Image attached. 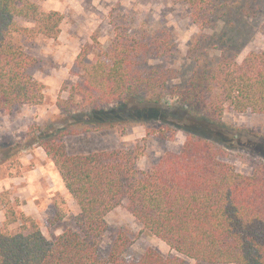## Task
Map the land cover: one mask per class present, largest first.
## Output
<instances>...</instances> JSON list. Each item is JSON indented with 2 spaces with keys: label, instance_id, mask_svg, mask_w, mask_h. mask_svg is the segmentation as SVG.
<instances>
[{
  "label": "trees",
  "instance_id": "1",
  "mask_svg": "<svg viewBox=\"0 0 264 264\" xmlns=\"http://www.w3.org/2000/svg\"><path fill=\"white\" fill-rule=\"evenodd\" d=\"M178 1L188 6L189 18L200 30L189 49L195 67L184 87L169 88L178 78L174 70L148 65L176 53L169 31L139 33L113 18L111 45L105 49L94 38L81 49L75 61L79 81L67 89V99L58 98L57 106L66 114L145 103L154 108L130 111H185L184 126L146 129L147 135L162 138L185 131L181 150L141 169L140 147L70 155L66 133L39 138L80 209L79 231L67 230L49 241L32 217L16 210L18 199L0 194L5 225L19 224L16 232L0 227V264H109L100 257L106 218L122 205L142 230L177 256L149 249L126 263V238L120 235L110 258L114 264H187L181 257L195 264H264V165L252 175L237 172L225 160V150L199 132L202 124L220 125L227 111L264 115V52H250L239 63L232 47L213 44L219 39L205 33L225 22L232 0ZM63 21V14L43 11L37 0H0V111L43 104L44 86L30 72L38 59L18 39L56 40ZM212 52L219 56L211 58ZM93 53L96 59L91 60ZM76 127L79 133L91 131L82 124Z\"/></svg>",
  "mask_w": 264,
  "mask_h": 264
},
{
  "label": "rangeland",
  "instance_id": "2",
  "mask_svg": "<svg viewBox=\"0 0 264 264\" xmlns=\"http://www.w3.org/2000/svg\"><path fill=\"white\" fill-rule=\"evenodd\" d=\"M43 11H58L64 15L58 39L38 36L18 39L25 51L38 59L30 72L44 86V102L40 106L26 105L11 113L0 111V194L18 199V212L32 217L45 238L55 240L67 230L78 232L80 209L72 198L45 150L37 140L66 133L65 142L70 155L96 151H112L140 147L144 153L139 161L147 169L168 152H179L186 132H168L166 138L147 135L146 129L165 128L168 124L186 125V113L165 109L138 113L133 107L147 110L151 104H129L127 108L111 105L101 112L66 114L57 106L58 98L67 99V89L79 81L76 58L81 49L96 38L107 49L114 37L113 18H119L130 30L156 33L162 30L173 35L176 53L169 58L151 59L150 66H162L175 71L178 78L169 88L184 87L195 67L189 49L200 34L189 18V8L178 0H37ZM229 15L216 31L207 29L222 46L232 47L241 63L250 52H264V0H232ZM24 27L30 23L20 21ZM213 41V40H211ZM210 54V57H218ZM90 59H96L93 53ZM170 104L172 100L167 101ZM174 107V106H172ZM168 110V111H167ZM171 111V112H170ZM167 112H170L168 115ZM158 114V115H156ZM82 124L91 128L79 133ZM200 133L214 140L225 150V160L243 175H252L264 165V115L251 112L239 114L227 111L220 125L202 124ZM78 132V133H77ZM63 133V134H64ZM108 230L102 239L100 257L110 260L114 242L125 236L126 263L140 259L153 249L164 256L177 253L163 241L142 230L125 205L108 214ZM0 227L16 232L19 224L5 225V211L0 209ZM183 258L187 264H195Z\"/></svg>",
  "mask_w": 264,
  "mask_h": 264
}]
</instances>
